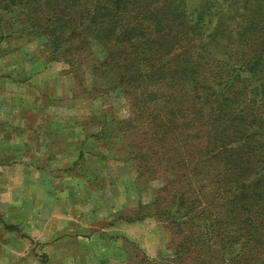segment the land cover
<instances>
[{
    "label": "trees",
    "instance_id": "16d2710c",
    "mask_svg": "<svg viewBox=\"0 0 264 264\" xmlns=\"http://www.w3.org/2000/svg\"><path fill=\"white\" fill-rule=\"evenodd\" d=\"M235 1L219 12L211 0L0 5L43 39L46 60L124 93L129 116L117 130L137 179L163 181L135 218L171 232L173 264H264V182L253 183L264 174V0L244 12ZM244 98L255 113L235 118Z\"/></svg>",
    "mask_w": 264,
    "mask_h": 264
},
{
    "label": "rangeland",
    "instance_id": "374dc122",
    "mask_svg": "<svg viewBox=\"0 0 264 264\" xmlns=\"http://www.w3.org/2000/svg\"><path fill=\"white\" fill-rule=\"evenodd\" d=\"M223 1L211 3L219 12ZM255 1L260 0L234 5L244 12ZM20 30L16 18L0 7V165L4 150L5 165L10 161L0 168V264H49L29 235L48 226L50 213L73 214L88 226L97 220L92 227L114 226L121 216L145 213L141 206L154 200L163 181L137 179L130 148L117 130L119 120L129 116L124 93L109 91L88 69L76 72L63 61L46 60L43 39ZM221 36L230 42L234 34ZM233 106L235 118L255 113L246 98ZM256 179L264 182V174L253 183ZM140 221L144 233L138 242L122 236L124 250L114 255H123L128 264H173L171 232L155 216ZM6 226L10 234L2 233Z\"/></svg>",
    "mask_w": 264,
    "mask_h": 264
},
{
    "label": "crops",
    "instance_id": "0c3cea01",
    "mask_svg": "<svg viewBox=\"0 0 264 264\" xmlns=\"http://www.w3.org/2000/svg\"><path fill=\"white\" fill-rule=\"evenodd\" d=\"M5 154L7 152L4 150L1 169L10 166V161L7 160L6 165L4 163ZM50 215L48 226L37 228L29 235L39 244L45 255H48L49 264H128V261L122 258L123 255L119 257L114 255L117 252L121 254L124 250L119 248L121 242L118 241L124 236L138 242V236L142 234L139 232L143 231L140 227L144 226L143 222H139L141 219L132 218L127 221L129 217L124 219L122 216L116 220L114 226L92 227L98 224L97 220L92 221L88 226L87 220L70 213L62 215L56 211L55 214L50 213ZM6 227L8 230H2V233L10 234L9 230L12 229ZM110 253L116 258L108 257Z\"/></svg>",
    "mask_w": 264,
    "mask_h": 264
}]
</instances>
